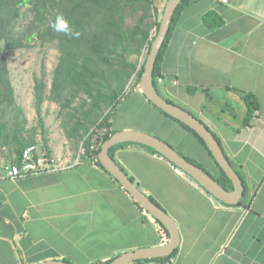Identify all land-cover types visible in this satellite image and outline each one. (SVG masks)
I'll return each instance as SVG.
<instances>
[{
  "label": "crops",
  "instance_id": "0c3cea01",
  "mask_svg": "<svg viewBox=\"0 0 264 264\" xmlns=\"http://www.w3.org/2000/svg\"><path fill=\"white\" fill-rule=\"evenodd\" d=\"M209 13L222 24L211 27ZM163 71L172 80L165 93L219 137L245 186L239 204L216 205L159 156L117 146L114 160L179 226L178 253L165 264H264V0L190 3ZM189 86L199 91L190 95ZM245 94L258 101L249 125ZM162 121L167 131L160 139L188 157L201 151L214 166L194 136ZM45 139L36 145L55 159V168L18 179L0 171V264H95L168 242L110 174L83 158V141L59 131Z\"/></svg>",
  "mask_w": 264,
  "mask_h": 264
},
{
  "label": "trees",
  "instance_id": "16d2710c",
  "mask_svg": "<svg viewBox=\"0 0 264 264\" xmlns=\"http://www.w3.org/2000/svg\"><path fill=\"white\" fill-rule=\"evenodd\" d=\"M193 1L183 0L178 7L154 71L156 90L171 103L175 102L165 90L172 87V80L164 73L163 63L174 28ZM166 2L168 0H162L164 8ZM60 14L74 31L80 32L78 38L54 31L52 24ZM213 14H208V24L211 27L220 26L221 19L214 21ZM161 19L160 7L155 5L154 0H0V150L10 147L15 156L11 161L20 165L24 150L36 144V140L31 139L33 137H26L29 132L28 118L17 105L7 53L29 48L32 42H39L43 47L56 44L60 56L53 72L52 85L48 92L46 79H36L35 109L40 114L46 101L60 105V125L70 141L84 142V159L89 158L110 174L98 155L103 143L113 134L132 128L131 125H121L120 118L124 116L132 122L140 121V130L159 138L167 131L162 121V118H166L194 136L214 166L210 167L206 155L201 151H196L197 155L193 158L180 154L215 177L226 189L233 190L231 180L214 160L204 140L189 126L149 102L139 90L147 57L143 64L141 58L145 51L149 54L154 39L152 32L159 29ZM198 91L192 86L187 88L190 95ZM243 97L247 106L244 124L249 125L258 110V101L252 94ZM148 104L157 112L152 111ZM214 135L221 144L219 137ZM123 145L139 146L151 154L159 155L153 148L142 144L123 143L117 146ZM117 146L110 150L111 156ZM130 178L136 183L132 176ZM150 198L160 206L154 197ZM134 202L146 212L138 202ZM146 215L158 226L166 243L169 239L168 230L148 212ZM177 253L178 249L167 258L138 260L131 264H165ZM110 261L95 264H107Z\"/></svg>",
  "mask_w": 264,
  "mask_h": 264
},
{
  "label": "water",
  "instance_id": "95a60500",
  "mask_svg": "<svg viewBox=\"0 0 264 264\" xmlns=\"http://www.w3.org/2000/svg\"><path fill=\"white\" fill-rule=\"evenodd\" d=\"M182 1L183 0H168L166 4L159 29L155 32L150 52L147 55L144 64V72L140 79L139 90L149 102L166 114L189 126L204 140L205 144L211 151L214 160L231 180L234 189H226L215 177L182 156L170 144L148 132L136 129H124L116 132L111 136L110 139L103 143L98 158L103 167L115 180L119 182L123 189L136 202H138L146 212H148L154 219L160 221L165 226L169 232V240L166 244L160 247L142 249L120 255L107 264H131L138 260L167 258L173 255V253L180 247L181 244V234L175 219L162 207L157 205L150 198V195L144 192L142 188L139 187L138 184H136L114 160V158L110 155V150L114 146L123 143H135L153 148L162 157L159 155L156 156H159L168 162L186 180L196 186L201 192L206 194L216 205H236L240 203L244 196L245 186L242 178L232 166L222 148V145L216 139L213 131L208 128L206 122L197 118L194 114L183 107L169 102L158 93L154 85V71L156 62L170 31L173 17ZM40 264L70 263L64 260H53Z\"/></svg>",
  "mask_w": 264,
  "mask_h": 264
},
{
  "label": "rangeland",
  "instance_id": "374dc122",
  "mask_svg": "<svg viewBox=\"0 0 264 264\" xmlns=\"http://www.w3.org/2000/svg\"><path fill=\"white\" fill-rule=\"evenodd\" d=\"M164 1V0H163ZM157 7H160L161 16L166 8L163 7L162 0H154ZM167 4V2H166ZM163 5V6H162ZM156 30H153L152 34L155 35ZM60 53L56 44L41 46L39 42H32L29 48L13 50L7 53V58L10 67V76L12 85L15 88L16 100L19 108L22 109L23 115L28 118L27 128L29 132L26 133L27 138L32 140H40L44 142V138H51L52 132H62L65 136L63 129H61L60 123V105L50 101H46L42 107V112L37 113L35 109V95L34 86L36 79H42L43 77L47 82V90L49 92L52 81L53 72L58 63ZM147 57V51L141 58V63L145 61ZM133 81V79H132ZM131 81V83H132ZM130 88V85H129ZM176 103L183 105L181 102L174 100ZM148 106L152 111L157 112L150 104ZM123 109H121V112ZM140 121H130L124 116L119 120L121 125H131L130 127L142 126ZM119 125H117L118 127ZM61 130H59V129ZM55 129L57 131H55ZM55 137L56 133H55ZM45 139V141L47 140ZM10 147H4L0 150V167L8 164L14 157V153ZM154 191V195L158 194Z\"/></svg>",
  "mask_w": 264,
  "mask_h": 264
},
{
  "label": "built area",
  "instance_id": "2783aa9c",
  "mask_svg": "<svg viewBox=\"0 0 264 264\" xmlns=\"http://www.w3.org/2000/svg\"><path fill=\"white\" fill-rule=\"evenodd\" d=\"M55 159L38 145L28 146L22 155L21 164L8 163L1 167V175L9 179H18L29 174H39L55 168Z\"/></svg>",
  "mask_w": 264,
  "mask_h": 264
},
{
  "label": "clouds",
  "instance_id": "9594fccd",
  "mask_svg": "<svg viewBox=\"0 0 264 264\" xmlns=\"http://www.w3.org/2000/svg\"><path fill=\"white\" fill-rule=\"evenodd\" d=\"M54 31L64 33L68 37L78 38L80 36V32L74 31L72 27L69 26V23L64 18L63 14H60L56 17L55 22L52 24Z\"/></svg>",
  "mask_w": 264,
  "mask_h": 264
}]
</instances>
